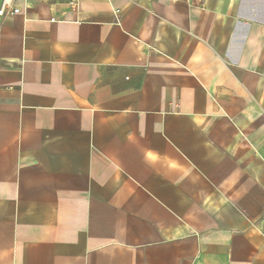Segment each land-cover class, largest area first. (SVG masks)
<instances>
[{
	"label": "crops",
	"instance_id": "1",
	"mask_svg": "<svg viewBox=\"0 0 264 264\" xmlns=\"http://www.w3.org/2000/svg\"><path fill=\"white\" fill-rule=\"evenodd\" d=\"M12 3L0 264H264V0Z\"/></svg>",
	"mask_w": 264,
	"mask_h": 264
},
{
	"label": "built area",
	"instance_id": "2",
	"mask_svg": "<svg viewBox=\"0 0 264 264\" xmlns=\"http://www.w3.org/2000/svg\"><path fill=\"white\" fill-rule=\"evenodd\" d=\"M13 0H1L0 5V17L14 16L21 12V9L17 6H14L12 3ZM78 0H67L68 5L76 9Z\"/></svg>",
	"mask_w": 264,
	"mask_h": 264
}]
</instances>
